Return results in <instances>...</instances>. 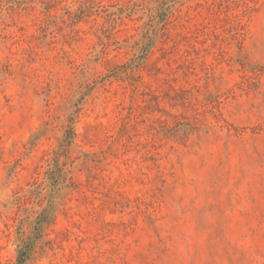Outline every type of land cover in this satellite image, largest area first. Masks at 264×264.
I'll list each match as a JSON object with an SVG mask.
<instances>
[{
    "label": "rangeland",
    "instance_id": "374dc122",
    "mask_svg": "<svg viewBox=\"0 0 264 264\" xmlns=\"http://www.w3.org/2000/svg\"><path fill=\"white\" fill-rule=\"evenodd\" d=\"M28 239L27 264H264V0H0V264Z\"/></svg>",
    "mask_w": 264,
    "mask_h": 264
},
{
    "label": "trees",
    "instance_id": "16d2710c",
    "mask_svg": "<svg viewBox=\"0 0 264 264\" xmlns=\"http://www.w3.org/2000/svg\"><path fill=\"white\" fill-rule=\"evenodd\" d=\"M74 137V131L72 127H69L67 130V135L65 137V140L63 141V148L62 152H66L68 147L72 143V139ZM47 175L50 177L49 179L52 181V185L54 188H56L57 183L59 182L60 179H62V170L58 167L54 170H50ZM48 210L44 211L42 215L38 218V221L36 223V231H38V237L41 236L40 232H42V227L45 225H50L52 224V217L50 215H47ZM33 242L28 239L24 240L22 244L19 246V250L17 252V259L15 264H27L28 261L32 258V253H33Z\"/></svg>",
    "mask_w": 264,
    "mask_h": 264
}]
</instances>
